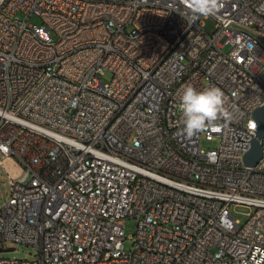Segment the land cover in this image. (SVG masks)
<instances>
[{"label":"built area","instance_id":"1","mask_svg":"<svg viewBox=\"0 0 264 264\" xmlns=\"http://www.w3.org/2000/svg\"><path fill=\"white\" fill-rule=\"evenodd\" d=\"M222 4L194 18L182 0H0V244L38 248L0 264H264V138L244 162L264 106V0ZM189 84L219 87L230 119L186 139Z\"/></svg>","mask_w":264,"mask_h":264},{"label":"clouds","instance_id":"2","mask_svg":"<svg viewBox=\"0 0 264 264\" xmlns=\"http://www.w3.org/2000/svg\"><path fill=\"white\" fill-rule=\"evenodd\" d=\"M182 2L194 18L215 15L223 6L222 0H182ZM227 99L225 93L214 85L200 91L190 84L185 85L179 103L183 126L177 135L191 139L209 129L218 130V121L230 119V112L226 107Z\"/></svg>","mask_w":264,"mask_h":264},{"label":"rangeland","instance_id":"3","mask_svg":"<svg viewBox=\"0 0 264 264\" xmlns=\"http://www.w3.org/2000/svg\"><path fill=\"white\" fill-rule=\"evenodd\" d=\"M17 16L20 18L21 21H26V15H24L22 12H19ZM42 23V20L36 16L33 15L28 20L29 25H40ZM205 28L208 32H213L215 29V23L211 20H205ZM229 50L228 46H224L223 51L227 52ZM103 81L106 83L111 80V74L106 73L105 76L102 77ZM219 145L218 140L213 141H207L205 139L202 140V146L205 149H212L217 148ZM8 163H11V161H8ZM8 175L5 170V168L0 164V204L8 199ZM250 209L245 206H237L232 207L231 212L235 216L237 220H239L241 223H244L248 219V213ZM136 229V223L134 220L129 219L125 221V234L128 237L125 246L127 249L130 248L131 242L130 237L134 234ZM0 247H2V244H0ZM13 247L14 249L11 251H0V258H18L21 260H35V255L38 252V248L36 246L27 245V244H21V243H7L5 244V248L7 249Z\"/></svg>","mask_w":264,"mask_h":264},{"label":"water","instance_id":"4","mask_svg":"<svg viewBox=\"0 0 264 264\" xmlns=\"http://www.w3.org/2000/svg\"><path fill=\"white\" fill-rule=\"evenodd\" d=\"M254 118L257 123L256 137L252 140L249 151L245 154L244 162L247 165H255L262 155L261 139L264 138V106L258 108L254 112ZM13 247L3 249L0 251H11Z\"/></svg>","mask_w":264,"mask_h":264}]
</instances>
